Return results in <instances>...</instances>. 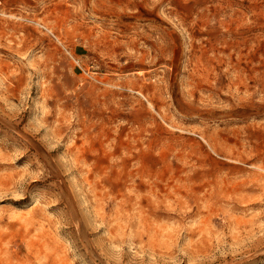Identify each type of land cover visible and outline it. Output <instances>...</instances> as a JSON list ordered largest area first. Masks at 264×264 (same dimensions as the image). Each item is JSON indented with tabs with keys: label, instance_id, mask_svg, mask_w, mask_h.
I'll return each instance as SVG.
<instances>
[{
	"label": "rangeland",
	"instance_id": "obj_1",
	"mask_svg": "<svg viewBox=\"0 0 264 264\" xmlns=\"http://www.w3.org/2000/svg\"><path fill=\"white\" fill-rule=\"evenodd\" d=\"M0 264H264V0H0Z\"/></svg>",
	"mask_w": 264,
	"mask_h": 264
}]
</instances>
